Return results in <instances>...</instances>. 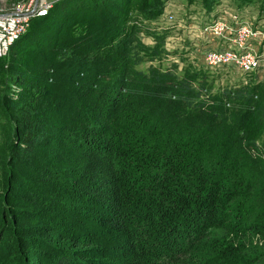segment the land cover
<instances>
[{"label":"trees","instance_id":"16d2710c","mask_svg":"<svg viewBox=\"0 0 264 264\" xmlns=\"http://www.w3.org/2000/svg\"><path fill=\"white\" fill-rule=\"evenodd\" d=\"M134 1H57L0 57V264H264V82L205 96Z\"/></svg>","mask_w":264,"mask_h":264},{"label":"built area","instance_id":"2783aa9c","mask_svg":"<svg viewBox=\"0 0 264 264\" xmlns=\"http://www.w3.org/2000/svg\"><path fill=\"white\" fill-rule=\"evenodd\" d=\"M57 1L60 0H25L13 4L8 10L0 8V47L10 48L13 42L27 31L32 19L46 16ZM244 7L238 8L243 11ZM209 14L212 15L211 20L203 26V66L207 72L224 69L239 73L243 82L235 87H219L218 91L207 86L205 96L226 94L224 101L226 107L230 108L234 102L229 98L236 95L238 88L250 83L264 82V22L260 20L255 23L236 10H221L217 13L215 8ZM170 15L173 17V14ZM167 44L168 42V49ZM182 68L179 67L180 70Z\"/></svg>","mask_w":264,"mask_h":264},{"label":"rangeland","instance_id":"374dc122","mask_svg":"<svg viewBox=\"0 0 264 264\" xmlns=\"http://www.w3.org/2000/svg\"><path fill=\"white\" fill-rule=\"evenodd\" d=\"M23 1L25 0H0V8L8 10L13 4ZM137 2H139V0L133 2V7ZM236 4H238L237 0H223L215 8L217 13L221 12V10H227L229 12L236 10L255 23L260 20V22H264V9L261 7L260 0H252L248 5H245L243 11H240ZM133 13H135V11ZM170 14H173V17H170ZM211 16V14L208 15L206 12V8L203 7L201 0H167L165 13L160 24H162L161 26H173L172 33L167 40V47L170 55L164 57L162 60L155 61V64L161 62L162 67L165 68L166 66H171L172 63L176 61L181 68L190 63L192 66L200 63L202 69L208 71L205 66H203L205 65V60L202 56L203 51H205L203 26L210 22ZM142 21L144 22L145 20L142 19ZM122 26L125 28L127 25L124 24ZM144 40L149 43L152 42L151 37L144 36ZM211 43L217 45L215 42ZM11 52V47L8 49H2V47H0L1 58L10 57L9 54H11ZM20 56L23 57L21 53H18L16 58H22ZM151 64V62H148L141 64L138 67L147 70ZM19 65L22 68L24 67V63H19ZM209 72H207V74L209 73V81L207 85L209 88L216 91L219 90V87H235L243 82V79L241 80L239 78L240 74L236 72L234 73L224 69L217 71L209 70ZM3 158L7 159V161L10 160L7 155H4ZM7 166H9V163Z\"/></svg>","mask_w":264,"mask_h":264}]
</instances>
